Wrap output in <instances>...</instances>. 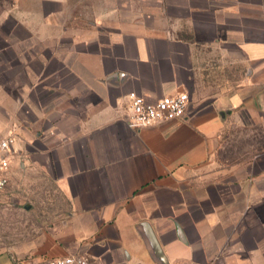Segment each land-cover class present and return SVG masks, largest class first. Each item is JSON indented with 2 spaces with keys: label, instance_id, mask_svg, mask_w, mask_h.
<instances>
[{
  "label": "crops",
  "instance_id": "obj_1",
  "mask_svg": "<svg viewBox=\"0 0 264 264\" xmlns=\"http://www.w3.org/2000/svg\"><path fill=\"white\" fill-rule=\"evenodd\" d=\"M131 92L188 105L131 129ZM7 137L0 264H264V0H0Z\"/></svg>",
  "mask_w": 264,
  "mask_h": 264
},
{
  "label": "built area",
  "instance_id": "obj_2",
  "mask_svg": "<svg viewBox=\"0 0 264 264\" xmlns=\"http://www.w3.org/2000/svg\"><path fill=\"white\" fill-rule=\"evenodd\" d=\"M127 99L129 111L126 124L131 129L145 128L160 122L182 118L188 105V96L185 93L164 96L157 101L147 102L143 97L131 92L127 95ZM13 143V137L0 141V192L7 185L5 173L9 168V154ZM40 264H89V262L84 256H66L46 259Z\"/></svg>",
  "mask_w": 264,
  "mask_h": 264
},
{
  "label": "rangeland",
  "instance_id": "obj_3",
  "mask_svg": "<svg viewBox=\"0 0 264 264\" xmlns=\"http://www.w3.org/2000/svg\"><path fill=\"white\" fill-rule=\"evenodd\" d=\"M30 214L22 208H13L11 204H6L0 200V255L10 246L19 245L22 237H27L26 218ZM12 216V222L9 218ZM34 234H32L33 236Z\"/></svg>",
  "mask_w": 264,
  "mask_h": 264
},
{
  "label": "water",
  "instance_id": "obj_4",
  "mask_svg": "<svg viewBox=\"0 0 264 264\" xmlns=\"http://www.w3.org/2000/svg\"><path fill=\"white\" fill-rule=\"evenodd\" d=\"M151 241H152V243H153V247H154V249H155L156 251H158V250H159V247H158V245L156 244L155 240L153 241V239H152Z\"/></svg>",
  "mask_w": 264,
  "mask_h": 264
}]
</instances>
